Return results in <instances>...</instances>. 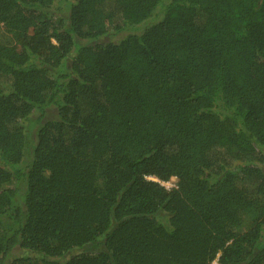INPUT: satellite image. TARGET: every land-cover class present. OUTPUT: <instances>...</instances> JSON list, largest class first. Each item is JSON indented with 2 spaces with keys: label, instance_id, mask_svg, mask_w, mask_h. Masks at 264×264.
<instances>
[{
  "label": "trees",
  "instance_id": "trees-1",
  "mask_svg": "<svg viewBox=\"0 0 264 264\" xmlns=\"http://www.w3.org/2000/svg\"><path fill=\"white\" fill-rule=\"evenodd\" d=\"M214 260L264 264V0H0V264Z\"/></svg>",
  "mask_w": 264,
  "mask_h": 264
},
{
  "label": "rangeland",
  "instance_id": "rangeland-1",
  "mask_svg": "<svg viewBox=\"0 0 264 264\" xmlns=\"http://www.w3.org/2000/svg\"><path fill=\"white\" fill-rule=\"evenodd\" d=\"M123 34V32H120V33H118V34H115V35H109V36H107L106 38L107 39H115V38H117V37H120L121 35ZM51 115L49 114L48 115V117H50ZM35 117H36V115L33 113V114H31L30 115V117H29V119L24 123L25 124V129H26V131H28V133H29V135H30V137H32L33 138V134L36 132V129H37V124H35ZM170 183L172 184V185H175L176 184V180L175 179H172L171 181H170ZM171 186V185H170ZM96 249V247L95 246H89V247H87V248H83V249H81V250H79L80 252L81 251H94ZM74 253V252H73ZM212 264H217V262H216V260H214L213 262H212Z\"/></svg>",
  "mask_w": 264,
  "mask_h": 264
},
{
  "label": "built area",
  "instance_id": "built-area-1",
  "mask_svg": "<svg viewBox=\"0 0 264 264\" xmlns=\"http://www.w3.org/2000/svg\"><path fill=\"white\" fill-rule=\"evenodd\" d=\"M172 179H175V178L172 177V178H170V179L167 180V181H160V183H161V184H162L167 190H169V189L175 187V185H172V184L170 183V181H171ZM170 185H171V186H170Z\"/></svg>",
  "mask_w": 264,
  "mask_h": 264
}]
</instances>
